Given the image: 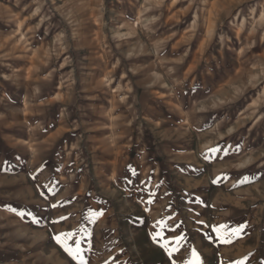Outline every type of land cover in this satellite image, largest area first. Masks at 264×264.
<instances>
[{
  "label": "crops",
  "instance_id": "0c3cea01",
  "mask_svg": "<svg viewBox=\"0 0 264 264\" xmlns=\"http://www.w3.org/2000/svg\"><path fill=\"white\" fill-rule=\"evenodd\" d=\"M131 60L118 54L114 71ZM16 64L4 60L0 65V218L14 217L8 220L13 230L0 231V264H70L53 239L61 233L82 241L87 264H137L130 256L138 243L131 231L137 228V205L145 211L138 217L150 223L140 245L156 255L145 264H171L160 244L173 240L174 232L154 227L157 221L172 223L174 218L179 225L175 231L187 240L215 235L185 229L184 214L195 217L201 210L197 190L202 185L212 193L208 206H224L226 221H234L231 213L239 209L237 219L243 218L244 192L259 183H244L246 165L233 168L225 150L206 158L217 126L224 124L219 136L226 139L234 114L235 123L244 124V103L215 100L221 87L234 79L231 66L198 70L186 90L160 87L135 94L128 103L73 106L54 96L60 75L42 76L34 69L17 80L21 73ZM199 73L207 75L197 77ZM92 213L102 214L92 216L96 223L85 218ZM124 228L132 234L123 233ZM156 232L166 239L154 242ZM236 233V241L231 230L216 233L224 240L210 247L184 240L177 257L202 264H244V230ZM192 249L204 259L191 255Z\"/></svg>",
  "mask_w": 264,
  "mask_h": 264
},
{
  "label": "rangeland",
  "instance_id": "374dc122",
  "mask_svg": "<svg viewBox=\"0 0 264 264\" xmlns=\"http://www.w3.org/2000/svg\"><path fill=\"white\" fill-rule=\"evenodd\" d=\"M118 54L133 60L122 61L115 72ZM4 60L17 63V80L34 69L42 76L60 75L54 96L73 106L128 103L135 94L160 87L186 90L198 70L231 66L234 79L221 87L215 100L244 103V124H236L234 114L228 138L222 139L224 124L219 121L211 149H221L216 153L231 158L233 168L246 165L244 183L259 186L244 192L243 218L237 219L239 209L231 213L234 221H226L224 206L209 207L212 193L202 185L197 190L201 210L195 217L184 214L185 229L211 233L221 223L233 232L243 229L244 264H264V0H0V65ZM202 75L207 74L197 77ZM241 154L244 160L239 162ZM136 209L137 228L131 231L138 243L130 256L145 264L156 255L140 245L150 223L138 217L145 214L143 208ZM197 214L207 228L196 223ZM7 217L0 218V231L13 230L8 220L14 217ZM223 240L187 241L210 247ZM197 253V259L204 257Z\"/></svg>",
  "mask_w": 264,
  "mask_h": 264
},
{
  "label": "snow or ice",
  "instance_id": "6c2138e0",
  "mask_svg": "<svg viewBox=\"0 0 264 264\" xmlns=\"http://www.w3.org/2000/svg\"><path fill=\"white\" fill-rule=\"evenodd\" d=\"M221 151V149L219 148H215V149H210L209 150V154H206V158L211 160L212 153H216ZM213 183H217V181H213ZM52 191V190H50ZM52 194L55 195V192L52 191ZM41 195H43V193H41ZM150 196L155 195L154 193H149ZM148 203L151 204L153 203V200L149 199ZM53 208L58 207V205L56 204H52L51 205ZM21 216H23V213L20 214ZM29 215H31L29 213ZM93 215H102L101 213H92L91 215L85 217L86 219H89L90 222L92 223H96L95 220L92 219ZM199 216V214H197V217ZM61 220L66 219L65 217H61ZM38 222V221H36ZM59 221H53V223H58ZM196 223L203 225L205 228H207V225L204 224L203 220H200L199 218L196 219ZM163 225L164 228H168V229H172L174 232V239L168 241V244H160V247L165 249V251L167 252L170 262L171 264H201L200 261H184L182 259H179L177 257V254L181 252L182 248H183V241L186 239V237L181 236L179 234V232H176L175 229L179 228V225L175 224V220L173 218V222L172 223H166L163 220H159L156 222L155 226L156 228H160V226ZM164 228H161L160 231H163ZM220 229H223L225 231V233L227 234L228 232V225L226 223H221L219 224L217 227H214L212 229L213 233H218ZM240 230H234L233 235L236 234V232H238ZM61 237H63V240L61 239ZM53 239L56 241V243L59 245L60 248L63 249V251L67 254V256L70 258V264H72V262H75V264H87V262L84 260V257L82 255V248H81V244L82 241L79 239H76L74 234L72 233H61L59 235H56L53 237ZM152 239L154 242H159L162 239H166V237H162L160 235L159 232H156L153 234ZM206 239H208L209 243H213L214 241H220L221 237L219 235L212 237V236H207ZM232 236L226 235L225 236V240L226 241H231ZM175 245L174 249L172 248V246ZM74 249H77L74 251ZM172 249V250H169ZM191 255L196 256L197 252L195 249H192Z\"/></svg>",
  "mask_w": 264,
  "mask_h": 264
}]
</instances>
